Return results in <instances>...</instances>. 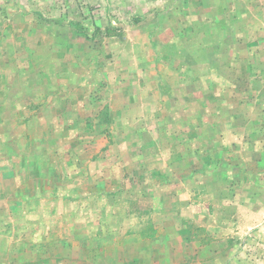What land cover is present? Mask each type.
Returning a JSON list of instances; mask_svg holds the SVG:
<instances>
[{
  "label": "rangeland",
  "instance_id": "rangeland-1",
  "mask_svg": "<svg viewBox=\"0 0 264 264\" xmlns=\"http://www.w3.org/2000/svg\"><path fill=\"white\" fill-rule=\"evenodd\" d=\"M0 9V264H264V0Z\"/></svg>",
  "mask_w": 264,
  "mask_h": 264
},
{
  "label": "crops",
  "instance_id": "crops-1",
  "mask_svg": "<svg viewBox=\"0 0 264 264\" xmlns=\"http://www.w3.org/2000/svg\"><path fill=\"white\" fill-rule=\"evenodd\" d=\"M8 1H10V0H5V4H6ZM24 2H26V0H24ZM4 11H5L4 9H0V16L3 17V16L5 15ZM17 12H19V13L16 14V16H17V15H20L21 13H23V10H22L21 8H19ZM17 12H16V13H17ZM2 17H0V31H7V30H10L12 24H11V22H7V21H6V20H10V19L7 18V19H4V20H3ZM11 19H12V18H11ZM32 121H33V120H32ZM28 122L31 123V120H29Z\"/></svg>",
  "mask_w": 264,
  "mask_h": 264
},
{
  "label": "trees",
  "instance_id": "trees-1",
  "mask_svg": "<svg viewBox=\"0 0 264 264\" xmlns=\"http://www.w3.org/2000/svg\"><path fill=\"white\" fill-rule=\"evenodd\" d=\"M98 31H99V28H95L94 34H96ZM109 32H110V29L109 28L105 29L104 35H107Z\"/></svg>",
  "mask_w": 264,
  "mask_h": 264
}]
</instances>
